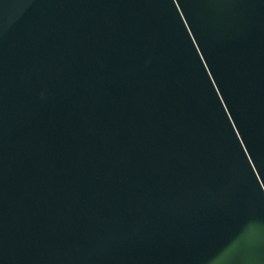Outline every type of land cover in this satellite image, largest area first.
<instances>
[{"label": "water", "instance_id": "95a60500", "mask_svg": "<svg viewBox=\"0 0 264 264\" xmlns=\"http://www.w3.org/2000/svg\"><path fill=\"white\" fill-rule=\"evenodd\" d=\"M0 264H264V0H0Z\"/></svg>", "mask_w": 264, "mask_h": 264}]
</instances>
